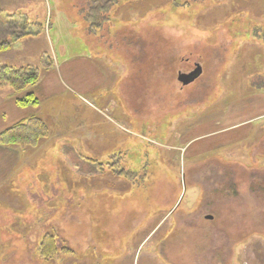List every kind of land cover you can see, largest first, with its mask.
Here are the masks:
<instances>
[{
  "label": "rangeland",
  "instance_id": "obj_1",
  "mask_svg": "<svg viewBox=\"0 0 264 264\" xmlns=\"http://www.w3.org/2000/svg\"><path fill=\"white\" fill-rule=\"evenodd\" d=\"M97 2L0 0L1 20L34 33L0 66L42 79L86 56L106 77L91 91L66 78L40 103L50 137L5 146L0 264H264V120L240 141L218 122L264 93V0H119L94 20ZM47 234L68 251L44 259Z\"/></svg>",
  "mask_w": 264,
  "mask_h": 264
},
{
  "label": "crops",
  "instance_id": "obj_2",
  "mask_svg": "<svg viewBox=\"0 0 264 264\" xmlns=\"http://www.w3.org/2000/svg\"><path fill=\"white\" fill-rule=\"evenodd\" d=\"M100 64L89 57L66 58L58 63L57 66L51 67L45 78L40 79L39 83L25 91L23 94H35L40 103L54 95L65 90V84L70 82L87 83L86 90H92L97 85L106 82L105 75L99 68ZM67 82V83H66ZM95 84V85H94ZM39 107H20L16 103L15 96L0 102V131H3L12 125L28 118L32 115H39ZM264 120V93L251 94L242 99L233 101L228 106V111L218 120L230 129L232 141L247 140L251 137L255 129L254 122ZM231 141V142H232ZM0 159H5L6 169L0 172V182L5 178L4 173L11 170V157L5 154L6 147L0 146Z\"/></svg>",
  "mask_w": 264,
  "mask_h": 264
},
{
  "label": "trees",
  "instance_id": "obj_3",
  "mask_svg": "<svg viewBox=\"0 0 264 264\" xmlns=\"http://www.w3.org/2000/svg\"><path fill=\"white\" fill-rule=\"evenodd\" d=\"M118 1L119 0H98L95 8L96 12L94 13L96 17L92 16L90 18H93L94 20L95 18L102 19L103 15H105V13L110 9L111 4ZM94 20V26H99ZM0 23V31L3 35H7L8 38L15 37L12 41L8 38L0 39V52L10 50L14 40L17 41L23 37L32 36L34 34L29 31L24 32L22 28L14 27L10 23H6L1 20V18ZM40 79L41 77L38 69L32 67L31 65L22 67H16L13 65L0 66V87H11L14 91L12 96H15L17 105L23 108L40 106V100L35 94L25 93L22 95V93L38 84ZM253 86H257V84ZM256 92L259 91L255 90L252 93L254 94ZM50 135L51 130L46 120L35 114L21 120L3 131H0V146L18 147L22 152H26V149L28 148L34 149L38 147L39 144H41L46 138H49ZM39 249L41 256L47 260L56 259L61 251H68L67 248L59 246L56 236L52 234H47L43 238Z\"/></svg>",
  "mask_w": 264,
  "mask_h": 264
},
{
  "label": "water",
  "instance_id": "obj_4",
  "mask_svg": "<svg viewBox=\"0 0 264 264\" xmlns=\"http://www.w3.org/2000/svg\"><path fill=\"white\" fill-rule=\"evenodd\" d=\"M202 72L203 68L201 64L198 63L193 71L189 73H181L179 76V80L185 85L190 84L191 82L195 81L198 77H200ZM209 218H212V216H209Z\"/></svg>",
  "mask_w": 264,
  "mask_h": 264
}]
</instances>
